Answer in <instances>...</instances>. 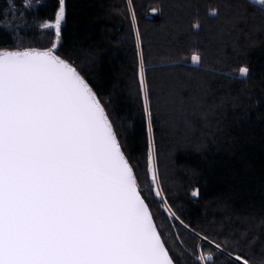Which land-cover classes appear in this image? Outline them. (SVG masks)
Listing matches in <instances>:
<instances>
[{
    "label": "trees",
    "instance_id": "1",
    "mask_svg": "<svg viewBox=\"0 0 264 264\" xmlns=\"http://www.w3.org/2000/svg\"><path fill=\"white\" fill-rule=\"evenodd\" d=\"M23 6L22 0H0V47L22 48L21 42L34 40L30 23L19 34L14 29V7ZM65 7L57 52L108 106L148 195V117L139 85L143 53L158 180L167 206L188 225L149 196L173 259L196 264L197 245L209 250L195 230L230 241L227 250L249 264H264V11L249 0H132L131 7L127 0H65ZM152 9L158 14L148 19ZM213 9L218 18L209 16ZM57 10L58 0H46L30 14L31 23L52 20ZM196 22L198 31L191 26ZM53 39L46 36L47 47ZM193 52L201 55L200 65L191 63ZM242 66L250 69L244 79L238 77Z\"/></svg>",
    "mask_w": 264,
    "mask_h": 264
},
{
    "label": "snow or ice",
    "instance_id": "2",
    "mask_svg": "<svg viewBox=\"0 0 264 264\" xmlns=\"http://www.w3.org/2000/svg\"><path fill=\"white\" fill-rule=\"evenodd\" d=\"M249 2L264 11V0ZM127 3L131 7L132 0ZM65 15V0H58L54 19L40 24L54 35L47 48L0 47V264H177L150 209L149 196L167 200L157 175L143 53L139 85L148 117V195L108 106L57 52ZM131 16L135 24L134 11ZM136 40L139 47V29ZM190 59L193 65L202 62L198 52ZM249 74L247 66L239 67V78ZM165 211L188 227L170 207ZM193 232L209 249L197 245L196 264L225 258L249 264L227 250L230 241Z\"/></svg>",
    "mask_w": 264,
    "mask_h": 264
},
{
    "label": "rangeland",
    "instance_id": "3",
    "mask_svg": "<svg viewBox=\"0 0 264 264\" xmlns=\"http://www.w3.org/2000/svg\"><path fill=\"white\" fill-rule=\"evenodd\" d=\"M22 1H23L24 6L21 9L14 7V10L12 13V17H13L12 20H13L14 29L16 30V33L19 34V33H21V30H26L27 25H29V23H30V25H32V26H29V29H27V30L33 32L32 33L33 35H31V37L34 39L32 42L31 41L21 42L24 45V46H22V48L36 47V48L44 49L48 46L47 42H45L46 36L49 35V33H50V35L54 38V35L52 34L51 30L42 29L40 27L39 23H33L32 24L31 19H30L31 18L30 14L32 12H34L35 10H37L38 8L42 7L46 3V0H31L30 6H26V0H22ZM14 3L15 2H13V4ZM35 30H45V31H49V32L46 35V32L45 33L36 32ZM26 33H28V32H26ZM29 38H30V36H29ZM49 38H50V36H49ZM36 39H38V41ZM40 43H44V45L39 46L38 44H40ZM167 207H168L167 204L163 203L164 210ZM167 214L169 215L168 212H167ZM171 218L176 221V219H174L173 217H171Z\"/></svg>",
    "mask_w": 264,
    "mask_h": 264
},
{
    "label": "water",
    "instance_id": "4",
    "mask_svg": "<svg viewBox=\"0 0 264 264\" xmlns=\"http://www.w3.org/2000/svg\"><path fill=\"white\" fill-rule=\"evenodd\" d=\"M158 13L156 12L155 14L153 13V12H151L150 13V15H149V17H148V19H152L153 18V16H155V15H157ZM195 200H198V198H199V196L198 197H193ZM155 221V220H154ZM157 229H158V227H157ZM159 231V230H158Z\"/></svg>",
    "mask_w": 264,
    "mask_h": 264
}]
</instances>
